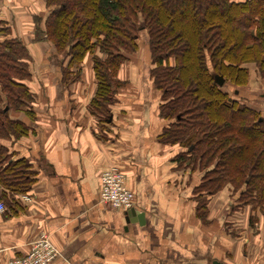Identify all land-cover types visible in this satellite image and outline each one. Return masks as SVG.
I'll use <instances>...</instances> for the list:
<instances>
[{
    "label": "crops",
    "instance_id": "crops-1",
    "mask_svg": "<svg viewBox=\"0 0 264 264\" xmlns=\"http://www.w3.org/2000/svg\"><path fill=\"white\" fill-rule=\"evenodd\" d=\"M46 16L44 0H0V41L18 39L30 59L34 117L10 113L30 131L3 146L10 162L23 159L36 172L26 193L0 187V264L26 254L42 232L59 252L51 264H264V215L226 187L204 196L205 210L197 211L201 174L178 167V146L158 142L167 123L149 77L145 34L119 68L122 86L102 125L89 110L97 87L91 65L69 68L65 52L36 40ZM250 77L258 89L250 80L238 93L264 115V82ZM114 164L134 194L137 217L128 222L124 211L99 203V177Z\"/></svg>",
    "mask_w": 264,
    "mask_h": 264
},
{
    "label": "trees",
    "instance_id": "trees-1",
    "mask_svg": "<svg viewBox=\"0 0 264 264\" xmlns=\"http://www.w3.org/2000/svg\"><path fill=\"white\" fill-rule=\"evenodd\" d=\"M44 5V30L36 28V40L65 52L67 66L76 70L92 55L97 87L89 110L99 124L108 122L122 86L119 68L138 51L144 33L149 77L161 98L159 117L167 123L158 142L178 146V167L201 174L193 194L197 211L205 210L204 196L226 185L240 205L254 211L264 206V116L238 93L248 72L242 64H262L257 59L264 54V0H44ZM29 60L18 39L0 41V187L16 194L30 189L36 173L23 159L10 162L3 146L30 131L10 113L34 119L26 86ZM215 76L225 81L222 87Z\"/></svg>",
    "mask_w": 264,
    "mask_h": 264
},
{
    "label": "built area",
    "instance_id": "built-area-1",
    "mask_svg": "<svg viewBox=\"0 0 264 264\" xmlns=\"http://www.w3.org/2000/svg\"><path fill=\"white\" fill-rule=\"evenodd\" d=\"M104 173L99 177V203L124 212L132 209L134 194L127 184L123 169L114 164ZM24 199L28 201V198ZM4 213L5 206L0 202V218ZM58 256L59 252L51 243L49 235L42 232L26 254L12 258L7 264H51Z\"/></svg>",
    "mask_w": 264,
    "mask_h": 264
},
{
    "label": "rangeland",
    "instance_id": "rangeland-1",
    "mask_svg": "<svg viewBox=\"0 0 264 264\" xmlns=\"http://www.w3.org/2000/svg\"><path fill=\"white\" fill-rule=\"evenodd\" d=\"M220 20H222L221 18H219ZM257 51H258V49H257ZM258 52H260V51H258ZM98 54V53H97ZM258 60V62H262V64L261 65H258V63L256 64L254 61L252 62V61H250V62H246V63H243L242 64V66L241 67H243V68H248L247 70H248V72H246L247 73V76H246V84H245V86L249 83V81L251 80V77H250V73L251 74H254V75H256V77H258L262 82H264V54H262L261 55V57L260 58H258L257 59ZM83 62H85V63H87L88 65H91V67L93 66V62H92V55H89V56H87L83 61H82V63L80 64V67H81V65L83 64ZM249 68H251L252 70H253V72H251L250 71V69ZM77 68H75V70H76ZM252 83L250 84L251 85V88H256V83H254V80H253V78H252ZM261 83V82H260ZM228 89H229V87H228ZM256 89H258V88H256ZM227 90V89H226ZM225 90V91H226ZM228 91V90H227ZM230 97H233V95L232 94H230L229 95ZM242 101H244L245 102V104H246V106L247 107H251V105H250V103H248L247 102V100H242ZM264 116V115H263ZM165 146H167V145H165ZM168 147H170V146H168ZM172 147V146H171ZM185 169V168H184ZM106 171H108V168H106L105 170H103L102 171V173L101 174H103L104 172L106 173ZM104 173V174H105ZM224 187H226V188H228V189H233L230 185H226V186H224ZM223 187V188H224ZM227 189V190H228ZM263 205H264V202H263ZM251 208V207H250ZM262 208V210H260ZM260 209H259V207H257V208H255L256 209V212L257 213H259V214H262V215H264V206H262ZM255 231V230H254Z\"/></svg>",
    "mask_w": 264,
    "mask_h": 264
},
{
    "label": "water",
    "instance_id": "water-1",
    "mask_svg": "<svg viewBox=\"0 0 264 264\" xmlns=\"http://www.w3.org/2000/svg\"><path fill=\"white\" fill-rule=\"evenodd\" d=\"M214 80H215V83H216V85L218 86V87H222L223 85H224V80L221 78V77H218V76H215V78H214ZM261 98L262 99H264V94L261 96ZM125 219H126V222H128V221H130L131 220V218H135V217H137V214H136V212L134 211V209H130V210H128V211H126L125 212ZM143 214H140L139 216H138V221H137V223L139 224V225H143ZM133 223H135V222H133ZM212 264H218L217 262H212Z\"/></svg>",
    "mask_w": 264,
    "mask_h": 264
}]
</instances>
